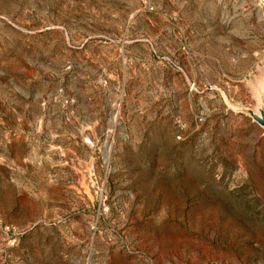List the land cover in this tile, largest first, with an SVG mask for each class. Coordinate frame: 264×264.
<instances>
[{"label": "rangeland", "instance_id": "1", "mask_svg": "<svg viewBox=\"0 0 264 264\" xmlns=\"http://www.w3.org/2000/svg\"><path fill=\"white\" fill-rule=\"evenodd\" d=\"M263 81L264 0H0V264H264Z\"/></svg>", "mask_w": 264, "mask_h": 264}, {"label": "water", "instance_id": "2", "mask_svg": "<svg viewBox=\"0 0 264 264\" xmlns=\"http://www.w3.org/2000/svg\"><path fill=\"white\" fill-rule=\"evenodd\" d=\"M263 88H264V85H263ZM246 111L253 117L254 121H256L259 125H261L264 128V109L262 106L259 108L258 112H254L249 109Z\"/></svg>", "mask_w": 264, "mask_h": 264}, {"label": "bare ground", "instance_id": "3", "mask_svg": "<svg viewBox=\"0 0 264 264\" xmlns=\"http://www.w3.org/2000/svg\"><path fill=\"white\" fill-rule=\"evenodd\" d=\"M262 80V79H261Z\"/></svg>", "mask_w": 264, "mask_h": 264}]
</instances>
